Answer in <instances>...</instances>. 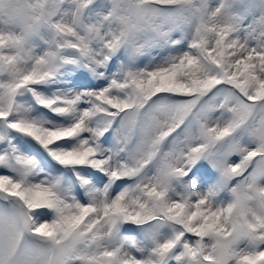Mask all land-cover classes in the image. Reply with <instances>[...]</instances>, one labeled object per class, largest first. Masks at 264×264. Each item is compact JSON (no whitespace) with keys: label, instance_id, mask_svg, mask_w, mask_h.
I'll use <instances>...</instances> for the list:
<instances>
[{"label":"snow or ice","instance_id":"obj_1","mask_svg":"<svg viewBox=\"0 0 264 264\" xmlns=\"http://www.w3.org/2000/svg\"><path fill=\"white\" fill-rule=\"evenodd\" d=\"M0 264H264V0H0Z\"/></svg>","mask_w":264,"mask_h":264},{"label":"rangeland","instance_id":"obj_2","mask_svg":"<svg viewBox=\"0 0 264 264\" xmlns=\"http://www.w3.org/2000/svg\"><path fill=\"white\" fill-rule=\"evenodd\" d=\"M92 83H97L96 81H92Z\"/></svg>","mask_w":264,"mask_h":264}]
</instances>
